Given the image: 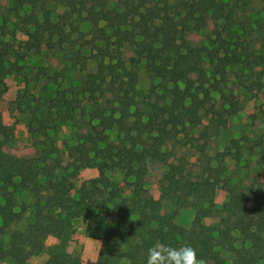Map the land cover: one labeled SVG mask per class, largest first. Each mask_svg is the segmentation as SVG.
<instances>
[{
  "label": "trees",
  "instance_id": "16d2710c",
  "mask_svg": "<svg viewBox=\"0 0 264 264\" xmlns=\"http://www.w3.org/2000/svg\"><path fill=\"white\" fill-rule=\"evenodd\" d=\"M15 31L23 38L8 37ZM12 74L35 151H3L14 126L0 115V261L28 264L82 218L99 240L98 264H146L158 242L189 244L206 264H264L259 181L226 174L207 152L239 89L264 99V0L256 11L248 0H0V94ZM39 81L54 88L35 95ZM228 142L221 155L238 162ZM86 168L95 176L76 186ZM217 188L225 199L210 226ZM183 207L193 211L188 227L172 220ZM42 264L80 263L50 252Z\"/></svg>",
  "mask_w": 264,
  "mask_h": 264
},
{
  "label": "rangeland",
  "instance_id": "374dc122",
  "mask_svg": "<svg viewBox=\"0 0 264 264\" xmlns=\"http://www.w3.org/2000/svg\"><path fill=\"white\" fill-rule=\"evenodd\" d=\"M261 0H248V7L253 10H259ZM16 40L22 39L23 36L16 31L8 35ZM6 89L0 94V115L2 121L6 124H13L14 135L7 144L3 146V151L15 157L29 158L34 155L35 148L32 139L26 130V113L20 111L17 104L16 93L22 86L15 74L8 75L5 80ZM54 88V85L45 81H39L31 90L35 95H44ZM230 114L227 119L225 129L207 146V152L211 159H221L225 166V173L233 176L242 177L248 181L257 179L264 192V99L261 96H254L249 92L239 89L238 94L233 98V102L229 107ZM67 135V127H61L54 133V145L58 152H62V139ZM262 136L261 146L253 147L254 154H249L247 146L258 142V138ZM229 140L237 142L240 150V160L234 162L228 155L222 156L224 146ZM231 150H234L231 148ZM262 150V151H261ZM150 174L148 178L149 189L154 197L158 196V188L155 183V177ZM95 176V170L86 168L78 173L74 179V184L78 186L80 182L89 177ZM124 172L119 168H115L112 172L111 179L123 188ZM225 199V192L217 188L214 191L212 199V209L203 217L206 225L216 226L218 216L216 210ZM163 211L167 214L173 212V205L163 200ZM193 216L190 207H183L173 214L172 220L177 225L188 227ZM74 231L68 239H58L48 236L44 242V250L38 255L30 256L28 264H42L50 252L65 253L69 256L76 257L80 264H93L96 253L99 248V240L90 235L86 230V222L82 218L73 221ZM0 264H8L0 261ZM109 264H127L124 260Z\"/></svg>",
  "mask_w": 264,
  "mask_h": 264
},
{
  "label": "clouds",
  "instance_id": "9594fccd",
  "mask_svg": "<svg viewBox=\"0 0 264 264\" xmlns=\"http://www.w3.org/2000/svg\"><path fill=\"white\" fill-rule=\"evenodd\" d=\"M92 262L98 264L96 260ZM146 264H206V262L197 256L196 249L189 244L173 247L158 242L148 248Z\"/></svg>",
  "mask_w": 264,
  "mask_h": 264
}]
</instances>
